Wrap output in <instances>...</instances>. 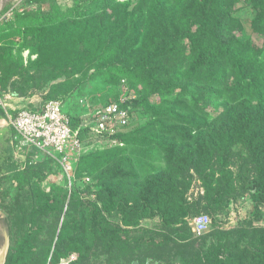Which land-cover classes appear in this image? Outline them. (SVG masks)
<instances>
[{"label":"trees","instance_id":"trees-1","mask_svg":"<svg viewBox=\"0 0 264 264\" xmlns=\"http://www.w3.org/2000/svg\"><path fill=\"white\" fill-rule=\"evenodd\" d=\"M242 1L255 13L251 38L239 35L244 24L235 11ZM13 29L24 36L19 56L6 35ZM25 49L36 55L26 73L31 68L48 80L67 77L59 96L51 99L64 103L63 97L82 82L100 76L112 84H128L124 92L132 97L124 107L130 108L131 117L140 109L148 119L117 133L113 137L117 143L81 155L74 164V177L92 180L82 189L45 187L42 183L48 176L42 168L27 160L18 164L13 145L6 147L0 159V207L10 237L5 264H20L25 247L34 242L40 200L58 199L64 204L69 198L79 215L62 226L47 256L49 264L75 252L78 263H84L99 238L108 236L106 214L123 215L116 238L147 217H160L177 235L184 234L180 226L194 216L223 212L228 206L234 192L228 160L220 161L218 172L211 168L214 160L229 158L237 145L245 147L258 174L246 188L251 183L255 188L251 194L264 204V0H73L66 7L54 3L48 13L25 12L0 26L4 61L24 69ZM0 87L8 90L1 81ZM10 90L26 96L19 89ZM51 99L29 107L38 108ZM218 102L227 107L213 119L209 106ZM68 115L77 129L80 117ZM0 118H6L1 106ZM80 136L85 142L94 135L83 129ZM158 160L164 162L161 169ZM191 169L211 172L206 177L205 204L185 197L188 186L183 175ZM263 217L259 213L258 218ZM228 239V233H210L201 254L214 264H244L226 252ZM234 241L246 251L256 250L264 244V231ZM4 243L0 233V247ZM153 257L148 255L146 262H155ZM199 262L200 255L186 257L179 252L178 264Z\"/></svg>","mask_w":264,"mask_h":264},{"label":"rangeland","instance_id":"rangeland-1","mask_svg":"<svg viewBox=\"0 0 264 264\" xmlns=\"http://www.w3.org/2000/svg\"><path fill=\"white\" fill-rule=\"evenodd\" d=\"M54 3H59L62 7H66L73 4V0H0V26L14 21L20 14L25 12L35 15L48 13ZM235 14L244 24V30L240 31L239 35L242 38H251L253 36L252 20L255 15L251 5L242 1L238 5ZM16 26L14 25V27ZM6 35L8 36V41L15 43L14 52L19 56L20 47L24 43L23 34L20 30L13 29L8 30ZM260 41L261 39L258 42ZM1 52L0 50V81L3 83V87H7L8 90H6L7 92L1 90L0 97L3 101L5 100L8 109H13V97L17 96L10 89H19L20 93L24 91L26 96L23 98L28 99V101H34V103H42L47 99L59 96L60 86L65 84L67 77H62L58 80H48L44 78L43 72H36L31 68L26 73L25 69L29 68L30 59L36 58V55L32 56L30 54L29 49L23 51L24 69L10 66L8 61H4ZM33 75L34 77H32ZM29 78L32 79H30L28 84ZM22 85L24 87H21ZM127 86L128 84H112L108 80L96 76L89 79V81L82 82L73 92L64 96L63 109L73 117H80L83 122H90L97 108L99 109V107L105 105L114 96L121 95V93L124 94ZM16 107L19 108L20 106L16 105ZM226 107V102L210 105L209 110L213 119L219 116ZM147 119L148 116L142 110L135 109L125 129H133ZM3 123L0 121V129L9 127L8 124ZM0 132L2 131L0 130ZM93 135L83 142L82 154L102 150L113 143L104 135ZM9 144L10 139L2 132L0 134V159L5 155L6 147ZM16 158L18 159H16L18 164H22L25 160L33 165L37 163L48 176L42 183L45 187L55 184L70 189L72 185H75L82 189L85 186L90 187L88 184L92 183V180L89 181L86 177L77 180L74 177V168L69 172L65 171L55 156L48 153L28 150L24 158L20 156H16ZM223 159L228 160L225 163H228L229 168L232 170L230 179L234 183V192L223 212L215 210L202 212L209 214L212 219L207 231L201 234L193 232L191 221L188 220L186 225L180 226L185 233L177 235L175 228L167 226L160 217H147L141 221L137 228H125L124 230L127 232L121 233L122 237L116 238L115 228L121 225L123 215L120 213L106 214L110 223L109 227H107L109 230L108 236L99 238L89 258L81 264H131L133 257L135 258L138 255L143 264H145L148 255L154 256L152 261H155L156 264H178L180 251L181 253L184 252L186 257L200 255L199 264H214L207 257V254H201L200 252L210 233H228L229 239L225 249L235 261L238 260L244 264H264V244L256 247V250L250 249L246 251L243 244L239 245L238 241H234L237 236L245 235L247 238H253L264 231V217L258 218L259 213L264 215V204L257 202L251 194L252 191H255L251 183L249 189L246 188L249 181L257 179V171L251 164L252 161L247 150L241 145L234 147L229 158L214 160L212 163L214 165L212 168L214 169L210 166L211 170L214 172L220 171L219 166L222 165V163L220 165V161L222 162ZM158 164V169L164 166V162L161 160H158ZM208 171L204 169L202 174L197 173L195 169L185 171L183 181L185 180V184L188 186L185 193L188 201L202 200L204 204L207 203L208 184L206 177L209 179L211 173ZM218 176L219 173H217L216 177ZM33 181V186L35 187L37 178H33ZM95 188V186H91V189ZM37 207H39V216L35 228V240L31 245L25 247L20 264H49L47 256L51 255L62 226L66 223L72 224L79 216L78 211L69 198L64 204L59 202L58 199L40 200ZM4 218V211L0 207V233L5 235V243L0 247V253L3 252L4 254L5 252L2 264H5L8 253L7 248L10 245V237L5 229ZM136 237L138 238L136 239ZM78 257V253L75 252L71 257L61 259L58 264H79Z\"/></svg>","mask_w":264,"mask_h":264},{"label":"built area","instance_id":"built-area-1","mask_svg":"<svg viewBox=\"0 0 264 264\" xmlns=\"http://www.w3.org/2000/svg\"><path fill=\"white\" fill-rule=\"evenodd\" d=\"M131 97L126 92L118 101L107 102L95 110L90 122L82 120L77 129L72 126V119L59 99L48 100L38 108L26 105L11 112L0 97V106L6 112L8 124L15 131L13 143L17 156L24 158L28 150L48 153L55 156L69 172L82 155L84 144L81 130L89 129L91 134L104 135L112 144L117 143L113 137L125 130L131 119L130 108L124 107ZM211 223L210 215L200 214L194 216L190 224L193 232L201 234L208 230Z\"/></svg>","mask_w":264,"mask_h":264},{"label":"crops","instance_id":"crops-1","mask_svg":"<svg viewBox=\"0 0 264 264\" xmlns=\"http://www.w3.org/2000/svg\"><path fill=\"white\" fill-rule=\"evenodd\" d=\"M31 101V100H30ZM28 101V99L26 98H23V97H19V96H16V97H13V109L17 108L16 105L19 107H22V106H26V105H29V104H34V101ZM14 110H11V112H13ZM0 121L1 122H4L3 124H8L7 122V119L6 118H0ZM9 125V124H8ZM2 132H4L7 137L10 139V144L9 145H13L12 146V152H13V158L16 161V149L14 148V137H15V132L12 131V127L9 125V127L5 128V129H0ZM2 132H0V134H2ZM12 136V137H11ZM18 160V159H17ZM1 201V200H0ZM9 249V246L7 248V251Z\"/></svg>","mask_w":264,"mask_h":264},{"label":"water","instance_id":"water-1","mask_svg":"<svg viewBox=\"0 0 264 264\" xmlns=\"http://www.w3.org/2000/svg\"><path fill=\"white\" fill-rule=\"evenodd\" d=\"M131 264H142L140 260L136 259ZM146 264H156L155 262H151V259H148Z\"/></svg>","mask_w":264,"mask_h":264},{"label":"bare ground","instance_id":"bare-ground-1","mask_svg":"<svg viewBox=\"0 0 264 264\" xmlns=\"http://www.w3.org/2000/svg\"><path fill=\"white\" fill-rule=\"evenodd\" d=\"M4 255H5V252H4V254H3V252L0 253V264H2L4 261Z\"/></svg>","mask_w":264,"mask_h":264}]
</instances>
